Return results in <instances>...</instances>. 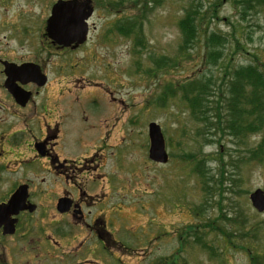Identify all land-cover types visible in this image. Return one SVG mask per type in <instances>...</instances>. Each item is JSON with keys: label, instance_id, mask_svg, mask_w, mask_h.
<instances>
[{"label": "rangeland", "instance_id": "1", "mask_svg": "<svg viewBox=\"0 0 264 264\" xmlns=\"http://www.w3.org/2000/svg\"><path fill=\"white\" fill-rule=\"evenodd\" d=\"M56 1L0 0V57L27 60L53 54L45 45L43 28ZM91 1L94 11L86 42L78 52L64 53L66 71L73 72L66 85L78 87V120L71 111L64 122V151L83 164L102 148L98 156L105 167L90 175L96 179L92 185L115 191L114 211L108 210L107 218H114L113 236L119 244L112 245L110 263L248 264L235 246L225 244L221 231L235 234L242 222L258 223L264 230V217L254 216L248 199L256 189L264 192V160L249 157L264 138V127L245 140L225 132L206 142L196 135L197 123L181 101L184 92L179 86L200 73L220 75V65L210 68L204 62V42L197 43L208 28L227 37L226 50L232 54L226 58L233 59V65L255 62L261 68L264 0ZM190 8L199 14L209 9L215 18L197 23L198 39L181 53L179 22ZM75 98L68 93L67 104L74 107ZM108 103L114 108L115 127L102 147L104 137L99 136H106L114 121L113 113L106 132L99 123L111 111ZM151 122L164 135L169 155L164 165L147 159ZM77 129L78 145L73 146L70 133ZM189 153L204 161L198 174L206 177V185H200L191 162L182 159ZM122 242L132 249H124ZM97 256L103 260L106 253Z\"/></svg>", "mask_w": 264, "mask_h": 264}, {"label": "flooded vegetation", "instance_id": "2", "mask_svg": "<svg viewBox=\"0 0 264 264\" xmlns=\"http://www.w3.org/2000/svg\"><path fill=\"white\" fill-rule=\"evenodd\" d=\"M44 40L54 51L44 58L0 57V264H109L115 253L112 245L118 243L114 218L111 214L107 218V211H114L115 191L92 185L96 179L90 175L99 166L105 167L98 156L102 148L83 164H78V156L64 151V122L71 111L78 120V87L66 85L67 75L73 72L66 71L64 53L78 52L80 46L66 48ZM5 61L37 67L43 85L20 73L7 88ZM68 93L76 97L74 107L66 102ZM108 108L113 106L108 103ZM113 113V126L107 131V119ZM99 123L107 131L106 136H99L104 137L103 147L115 127L114 110ZM70 139L73 146L78 145V129L70 133ZM18 189L17 203L10 206ZM105 204L107 207H99ZM251 208L255 217H264V210ZM245 224L239 223L235 234L221 231L227 239L224 242L235 246L248 264H264V230H259L258 223ZM231 237L236 242L230 243ZM205 243L206 251L214 256L213 247ZM84 245L88 246L82 252ZM123 245L127 251L132 249ZM99 251L106 253L103 260L97 256Z\"/></svg>", "mask_w": 264, "mask_h": 264}, {"label": "trees", "instance_id": "3", "mask_svg": "<svg viewBox=\"0 0 264 264\" xmlns=\"http://www.w3.org/2000/svg\"><path fill=\"white\" fill-rule=\"evenodd\" d=\"M214 18L215 15L209 9L199 14L193 8L180 18L181 53L191 45V42L194 43L198 39L200 27L197 23L201 24L207 19L208 22H212ZM119 30L123 31L122 28ZM227 41L225 35L209 28L205 30L202 41L197 42L201 45L204 42V62L210 68L220 65L221 73L217 78L200 73L199 77L188 79L179 86L184 92L181 101L186 104L190 115L197 123L196 135L205 137V141L209 143L213 141L211 137L215 138L220 134L224 136L225 132L231 137L245 140L251 135L258 134L264 127V64L261 68L255 62L233 65L231 63L233 59L226 58L232 54L227 53ZM232 42L238 51L237 40L232 39ZM164 95L165 93L163 98ZM249 157L251 160H264V138L251 150ZM182 159L191 162L193 173L201 179L200 185H206V177L201 178L198 174L199 169H203L201 164L204 161L202 159L199 161L198 156L192 153L183 155ZM208 227L212 229L211 224ZM193 233H196V229H193ZM201 245L208 249L205 242H201Z\"/></svg>", "mask_w": 264, "mask_h": 264}, {"label": "water", "instance_id": "4", "mask_svg": "<svg viewBox=\"0 0 264 264\" xmlns=\"http://www.w3.org/2000/svg\"><path fill=\"white\" fill-rule=\"evenodd\" d=\"M91 0H58L50 10V16L46 20V36L57 45L75 48L86 40L88 31L87 19L92 14ZM4 74L6 75V86L15 80L20 73L30 75V79L38 85H43L44 78L39 74L38 68L32 64L17 66L7 61L3 62ZM148 158L157 163H166L168 155L165 141L160 126L154 122L148 124ZM20 189H18L9 201L10 206L17 203ZM253 207L258 211L264 210V192L257 189L249 194Z\"/></svg>", "mask_w": 264, "mask_h": 264}]
</instances>
